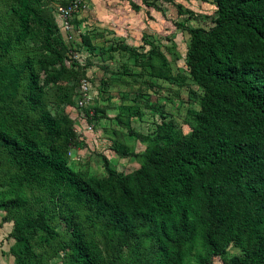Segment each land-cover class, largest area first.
<instances>
[{"label": "trees", "instance_id": "1", "mask_svg": "<svg viewBox=\"0 0 264 264\" xmlns=\"http://www.w3.org/2000/svg\"><path fill=\"white\" fill-rule=\"evenodd\" d=\"M201 1L215 7L212 26L179 24L189 35L184 73L175 75L167 57L153 67L160 80L198 88L189 131L163 121L139 169L119 175L107 165L106 179H87L62 160L55 146L62 133L44 105L39 76L31 68L26 77L14 52L34 20L45 48L58 57L54 44L68 46L58 6L51 27L38 9H47L42 0H9L0 18V154L6 156L0 207L12 213L16 264H41L31 240L35 232L52 234L48 207L35 210L26 195L36 187L49 191L62 214L70 231L62 247L73 264H103L86 243L88 225L99 230L120 264H213L216 258L264 264V0ZM78 36L76 44L93 55L89 38ZM71 63L80 84L85 66ZM231 247L239 251L232 259Z\"/></svg>", "mask_w": 264, "mask_h": 264}, {"label": "rangeland", "instance_id": "2", "mask_svg": "<svg viewBox=\"0 0 264 264\" xmlns=\"http://www.w3.org/2000/svg\"><path fill=\"white\" fill-rule=\"evenodd\" d=\"M63 1L65 0H42L47 9L39 5L41 15L48 19L51 27L56 22L55 8ZM181 1L184 8L191 9L197 18H192V13L183 10L185 15L177 18V25L207 29L212 26L211 18L215 13L213 5L196 0ZM9 4V0H0V18ZM168 15L171 16V13ZM146 18L149 20L147 16ZM7 22L12 24L11 17H7ZM171 29L168 27L166 30L165 43L133 41L131 47L116 51L118 53L102 48L93 52L92 56H88L84 45L78 46L81 41L79 34H76L72 42H66L68 46L54 44L58 57L61 58L59 61L55 53L45 48L42 29L33 20L27 40L14 46V52L19 57L16 61L22 67L24 75L27 77L31 68L38 74L44 90V105L59 123L62 136L55 141V146L59 147L62 160L82 177L106 179L107 165H111L119 175L139 169L143 161L142 155L151 145L150 139L156 135L157 126L163 121H171L186 133L189 131L188 111L192 108L199 109L192 95V91H199L198 88L190 81L179 85L160 80L156 77L158 72L153 68L160 67L162 57H167V65H172L175 75L177 72L184 73L187 32L179 28L173 39L174 34H170L175 29ZM74 52L84 61V74L91 87V100L84 109L79 106L82 97L79 74L71 66ZM150 52H155V55L150 57ZM27 108L30 117L36 118L37 112L30 109V106ZM94 111L97 116L88 119L90 112ZM141 136L147 139L142 140ZM5 159V154H0V178L4 177ZM4 191L6 188L0 187V193ZM25 192L35 210L46 205L51 215L49 223L52 234L35 232L31 240L34 258L41 264H73L69 250L62 247L69 241L70 231L60 210L50 201L49 191L36 187L33 190L27 188ZM87 234L86 243L99 255L103 264H120L98 229L88 225ZM16 250L12 213L0 207V264H16ZM237 253L239 251L231 247L229 258ZM122 255L129 259L127 248ZM190 263L194 264L193 259H190ZM218 263L223 264L221 261Z\"/></svg>", "mask_w": 264, "mask_h": 264}, {"label": "crops", "instance_id": "3", "mask_svg": "<svg viewBox=\"0 0 264 264\" xmlns=\"http://www.w3.org/2000/svg\"><path fill=\"white\" fill-rule=\"evenodd\" d=\"M181 2V0H147L145 3L143 0H86L87 8L76 17L77 34L89 38L94 46V53L102 48L131 47L133 41L165 43L168 27L175 29L178 26L170 34H174L173 39L177 35L179 29L177 18L185 15L183 10L194 13L191 9H185ZM169 12L171 16H167ZM186 35L189 42L188 33ZM85 48L88 56H92L88 47ZM219 261L216 259L213 264H219Z\"/></svg>", "mask_w": 264, "mask_h": 264}, {"label": "built area", "instance_id": "4", "mask_svg": "<svg viewBox=\"0 0 264 264\" xmlns=\"http://www.w3.org/2000/svg\"><path fill=\"white\" fill-rule=\"evenodd\" d=\"M87 8L86 0H70L66 6L59 5L56 11V16L59 19V24L61 31L66 36L67 42H72L74 36L77 34L73 20L76 14H79L81 11ZM79 34V33H78ZM72 60L79 61L83 66L84 61L81 60V57L76 52L72 53ZM80 89H81V99L79 102L80 108L87 106L91 100V87L88 78H83L80 80ZM95 117L94 112H90V119Z\"/></svg>", "mask_w": 264, "mask_h": 264}]
</instances>
